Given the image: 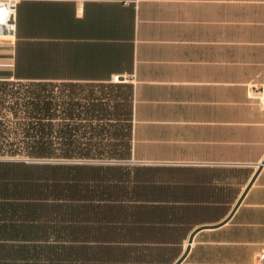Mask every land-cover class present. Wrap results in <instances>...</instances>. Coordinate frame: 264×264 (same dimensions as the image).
Returning <instances> with one entry per match:
<instances>
[{
	"label": "crops",
	"instance_id": "crops-1",
	"mask_svg": "<svg viewBox=\"0 0 264 264\" xmlns=\"http://www.w3.org/2000/svg\"><path fill=\"white\" fill-rule=\"evenodd\" d=\"M0 38L4 79L15 80L14 69L62 83L129 79L130 157L89 163L152 169L150 189L134 194L173 214L152 222L158 261L172 264L195 228L229 216L264 158V111L250 97L264 88V0H17L13 30ZM180 87L195 97L184 120L168 108L146 118L161 109L150 96ZM262 248L264 166L179 264H255Z\"/></svg>",
	"mask_w": 264,
	"mask_h": 264
},
{
	"label": "trees",
	"instance_id": "trees-1",
	"mask_svg": "<svg viewBox=\"0 0 264 264\" xmlns=\"http://www.w3.org/2000/svg\"><path fill=\"white\" fill-rule=\"evenodd\" d=\"M13 76L0 80V264H168L149 241L173 214L134 194L152 169L78 161L129 159L131 84Z\"/></svg>",
	"mask_w": 264,
	"mask_h": 264
},
{
	"label": "rangeland",
	"instance_id": "rangeland-1",
	"mask_svg": "<svg viewBox=\"0 0 264 264\" xmlns=\"http://www.w3.org/2000/svg\"><path fill=\"white\" fill-rule=\"evenodd\" d=\"M6 42H7V39H1L0 38V44L4 45V44H6ZM177 43L184 44V41L177 42ZM181 58H183V53H180V54L177 53L176 59H181ZM0 72H3V71H0ZM0 80H4V81L6 80L8 82L12 81V80L4 79L1 77H0ZM7 90H8V88H7ZM4 98L6 100V103L4 106L6 107L9 104V100L7 97H4ZM150 99H151L150 101H146V102H149L154 108H161V109H159V111H154L152 113L147 114L146 118H148L150 120H156V121L163 119L164 117H166V115L163 114L164 109H162V108H168L169 110L174 112V114L172 116H170L169 118L180 121V120H184L186 118V108H188L192 104L191 101L193 99H195V97L193 96V94L189 90H187L186 88L180 87V88H177L176 90H174L170 94L150 96ZM141 102L142 101H139L138 106L140 105ZM5 109L6 110H4L5 111L4 120L12 122V123L7 124L9 129H10L11 126H14L13 122H15L14 121L15 119L12 117L11 112L9 110H7V108H5ZM19 116H21V114H19ZM139 117H142V116H139ZM3 140L13 142V143L23 141L22 139L19 138L18 135H17V137H12L11 134H9L8 137L6 136L5 139H3ZM7 158H9V157H7ZM79 162H82V161H79ZM243 182L244 181L242 180L241 184ZM241 184L236 185L237 188H240ZM184 246H186V245H184Z\"/></svg>",
	"mask_w": 264,
	"mask_h": 264
},
{
	"label": "built area",
	"instance_id": "built-area-1",
	"mask_svg": "<svg viewBox=\"0 0 264 264\" xmlns=\"http://www.w3.org/2000/svg\"><path fill=\"white\" fill-rule=\"evenodd\" d=\"M16 2L17 0H0V36L13 30ZM8 25H10L9 29H7ZM127 81L129 79L126 76L119 74H111L109 78L110 83H126ZM250 97L256 99L259 107L264 111V88L252 90ZM255 264H264V248L256 254Z\"/></svg>",
	"mask_w": 264,
	"mask_h": 264
},
{
	"label": "water",
	"instance_id": "water-1",
	"mask_svg": "<svg viewBox=\"0 0 264 264\" xmlns=\"http://www.w3.org/2000/svg\"><path fill=\"white\" fill-rule=\"evenodd\" d=\"M78 161H82V162H121L119 160H105V161H96V160H78ZM123 162H126V161H123ZM264 166V158L261 160V162L257 165V170L255 171V173L253 174L252 178L250 179L249 183L247 184L245 190L242 192L241 196L238 198L237 202L235 203L231 213L229 214V216L227 218H225L222 222L218 223V224H215V225H203V226H199L197 228H195L189 235L188 237V240H187V245L183 251V253H181L179 255V257L172 263V264H179L181 261H183V259L185 258L186 254L188 253L189 249H190V244L192 243V240H193V236L194 234L199 231L200 229H203V228H207V227H215V226H218V225H221L223 223H225L229 217L232 215V213L234 212V210L238 207V205L240 204L243 196L245 195L246 191L248 190V188L250 187V185L253 183L256 175L258 174V172L260 171V169Z\"/></svg>",
	"mask_w": 264,
	"mask_h": 264
},
{
	"label": "bare ground",
	"instance_id": "bare-ground-1",
	"mask_svg": "<svg viewBox=\"0 0 264 264\" xmlns=\"http://www.w3.org/2000/svg\"><path fill=\"white\" fill-rule=\"evenodd\" d=\"M8 26H10V25H8ZM8 26H7V27H8Z\"/></svg>",
	"mask_w": 264,
	"mask_h": 264
}]
</instances>
